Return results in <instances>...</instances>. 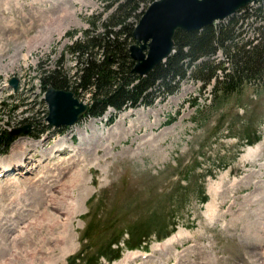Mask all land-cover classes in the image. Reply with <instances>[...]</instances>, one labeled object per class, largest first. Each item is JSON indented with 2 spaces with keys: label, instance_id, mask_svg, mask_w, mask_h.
I'll list each match as a JSON object with an SVG mask.
<instances>
[{
  "label": "rangeland",
  "instance_id": "obj_1",
  "mask_svg": "<svg viewBox=\"0 0 264 264\" xmlns=\"http://www.w3.org/2000/svg\"><path fill=\"white\" fill-rule=\"evenodd\" d=\"M111 1L0 0V69L20 65L33 76L62 60L72 71L63 49L80 34L66 33L89 29L93 14L107 18ZM258 5L215 26L233 18L254 39L264 20L247 11ZM214 84L203 88L188 72L172 95L151 106L113 121L83 117L59 133L46 122L41 90L32 100L42 134L15 139L8 151L24 152L26 166L20 171L9 153L0 156L10 165L0 174V264H123L127 255L124 264H264V80L228 95ZM9 97L0 94L1 129L16 124L1 113L13 104ZM75 98L88 103L89 95ZM19 111L18 121L26 117ZM60 140L64 150L46 158ZM80 168L86 184L74 190ZM61 230L70 234L64 254L51 237ZM136 230L148 237L132 240ZM176 233L179 239L162 249Z\"/></svg>",
  "mask_w": 264,
  "mask_h": 264
},
{
  "label": "trees",
  "instance_id": "obj_2",
  "mask_svg": "<svg viewBox=\"0 0 264 264\" xmlns=\"http://www.w3.org/2000/svg\"><path fill=\"white\" fill-rule=\"evenodd\" d=\"M152 1L112 0L107 18L100 20L99 15H91L88 18L89 29L82 30V37L64 49L73 60V70L64 69L62 60L49 69H40L42 89L50 86L56 90L72 91L75 96L89 95L85 116L100 119L108 109L115 111L112 115L115 118L116 114L128 108L151 106L156 100L165 99L179 88L188 72L202 80L203 88L214 80L212 87L225 95L264 80V25L259 26L256 37L250 39L242 34L233 18L229 24L220 27L209 25L191 32L176 31L174 52L146 76L138 77L132 72L134 62L129 56V47L133 43L134 26L143 12L139 11L141 4ZM262 1L247 11L250 13L248 17L251 15L254 21L264 20ZM246 7L249 9L250 6ZM73 34L67 33V36ZM218 51L222 53V60H217ZM218 70L222 74L221 80L217 76ZM16 107L13 106L8 114L13 118L11 121L36 123L34 129L39 135L36 113L18 121L12 116ZM12 141L9 131H0L2 149L7 150ZM140 233L138 230L133 232L132 240L148 237L147 231ZM155 238L160 239L158 235ZM118 243L119 239H116L109 246ZM76 260L79 256L72 258V262Z\"/></svg>",
  "mask_w": 264,
  "mask_h": 264
},
{
  "label": "water",
  "instance_id": "obj_3",
  "mask_svg": "<svg viewBox=\"0 0 264 264\" xmlns=\"http://www.w3.org/2000/svg\"><path fill=\"white\" fill-rule=\"evenodd\" d=\"M257 0H153L141 14L132 32L134 43L129 56L134 62L132 72L144 77L173 53L176 31H196L222 21L240 8ZM10 85L16 89L17 80ZM47 122L52 127L74 125L87 111V106L73 97V93L48 87ZM30 134V125L11 132L15 138Z\"/></svg>",
  "mask_w": 264,
  "mask_h": 264
},
{
  "label": "bare ground",
  "instance_id": "obj_4",
  "mask_svg": "<svg viewBox=\"0 0 264 264\" xmlns=\"http://www.w3.org/2000/svg\"><path fill=\"white\" fill-rule=\"evenodd\" d=\"M7 77H8L7 75H4L3 78H7ZM5 87H7V83L6 82H5ZM63 150H64V143H62L61 140H60V141H58V142L55 143V145L53 146L52 151L50 152V154H46V156H47L46 158H48V157L51 158L52 157L51 155L53 153H56V152H59V151H63ZM251 150H252L251 148L248 149L249 152ZM10 154H12V152L9 153V155H8V161L11 162V166L17 167V169L21 171L22 170V167H25L26 166V162L28 160V158H26L25 153L24 152H20L19 154H14L12 156H10ZM8 161H4V160L0 161V169L3 172H8V170H9V166L10 165H8L9 164ZM2 171H1V174H3ZM71 182H72V185H73L74 190L75 189H80L81 190L82 188H84V186L86 184V178L84 176V172H83V169L82 168L78 169L74 173V175L71 178ZM42 192H43V190H42ZM40 193H41V191H40ZM72 202H77V200L74 198V200ZM72 202H70V204ZM77 204H78V202H77ZM70 209H71V211H73L74 210V207H71ZM55 226H56V229L57 230L60 227L59 224H55ZM61 228H63V225L61 226ZM179 234L180 233H176V234L172 235L169 239H167L164 243H162V245L160 244V246H162V249L167 248L177 238L179 239V237H180ZM69 236H70V234H69V231L68 230H61L60 232L57 233V236H55V237L54 236H51V237L57 239L58 242H60V243L63 244V247H61V249H59V251L62 252L63 254L66 251H69L70 250V246L71 245H69V243H68ZM42 242L44 243L45 241L42 240ZM132 255H134V254H132ZM129 256L127 255L124 260L126 261L127 258L129 259ZM125 261H123V264L125 263Z\"/></svg>",
  "mask_w": 264,
  "mask_h": 264
},
{
  "label": "built area",
  "instance_id": "obj_5",
  "mask_svg": "<svg viewBox=\"0 0 264 264\" xmlns=\"http://www.w3.org/2000/svg\"><path fill=\"white\" fill-rule=\"evenodd\" d=\"M5 82H6V78H3V79H2V82H1V85H2L3 87H5Z\"/></svg>",
  "mask_w": 264,
  "mask_h": 264
}]
</instances>
